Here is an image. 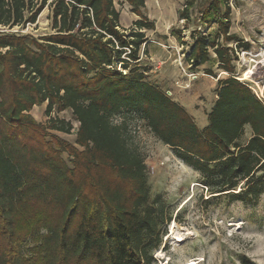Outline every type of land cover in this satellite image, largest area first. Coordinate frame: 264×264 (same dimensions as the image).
<instances>
[{
    "label": "trees",
    "instance_id": "trees-1",
    "mask_svg": "<svg viewBox=\"0 0 264 264\" xmlns=\"http://www.w3.org/2000/svg\"><path fill=\"white\" fill-rule=\"evenodd\" d=\"M124 2L138 16L128 30L113 0H0V264H153L169 217L158 196L150 201L145 159L125 123L110 120L121 109L197 169L211 193L249 203L264 191V101L234 75L230 43L248 44L229 32V0H200L199 19L215 28L189 32L190 69L210 63L206 74L215 76L212 66L229 74L217 78L202 128L146 78L140 48L154 21L145 0ZM196 2L186 0L180 20H191ZM45 7L51 32L12 30ZM171 35L185 43L182 30ZM43 103L45 123L29 113ZM66 109L78 122L74 143L48 131L70 133L69 120L51 115Z\"/></svg>",
    "mask_w": 264,
    "mask_h": 264
},
{
    "label": "rangeland",
    "instance_id": "rangeland-1",
    "mask_svg": "<svg viewBox=\"0 0 264 264\" xmlns=\"http://www.w3.org/2000/svg\"><path fill=\"white\" fill-rule=\"evenodd\" d=\"M113 2L120 14V28H134L132 23L138 16L130 11V6L124 0ZM185 2L145 0L144 13L154 21L155 28L144 30L147 44L141 45L139 63L146 69V78L169 91L170 97L200 125L215 99L217 78L229 74L215 66H212L215 76L206 74L203 68L210 63L201 65L197 71L190 69L185 59L192 42L190 30L212 32L215 23L199 19L200 0L192 8L191 20L188 23L180 20L178 13ZM229 5V32L248 44L244 49L237 42L230 43L237 56L234 75L247 82L264 101V0H229ZM49 15L50 10L45 7L34 23L12 30L33 37L45 35L51 32ZM172 29L182 30L184 44L171 35ZM45 106V103L34 105L29 113L45 123L48 119ZM51 115L69 120L73 127L70 133L48 131L74 143L78 122L71 110L53 111ZM110 120L125 123L130 144L145 159L150 201L158 196L164 219L169 217L167 223H160L162 242L153 250V264H186L189 260H194V264H264V191L249 203L230 200L227 194L211 193L206 178L174 155L134 112L121 109L111 114ZM62 156L69 163V156L66 153ZM31 243L29 239L26 245Z\"/></svg>",
    "mask_w": 264,
    "mask_h": 264
},
{
    "label": "crops",
    "instance_id": "crops-1",
    "mask_svg": "<svg viewBox=\"0 0 264 264\" xmlns=\"http://www.w3.org/2000/svg\"><path fill=\"white\" fill-rule=\"evenodd\" d=\"M216 97V96H215ZM207 113V112H206ZM206 113H205V115H204V120H203V122H201V124L200 125H198L197 123V126L199 127V128H202L206 123H207V117H206V121H205V116H206ZM248 132V133H247ZM246 133L249 135V129L246 127Z\"/></svg>",
    "mask_w": 264,
    "mask_h": 264
},
{
    "label": "bare ground",
    "instance_id": "bare-ground-1",
    "mask_svg": "<svg viewBox=\"0 0 264 264\" xmlns=\"http://www.w3.org/2000/svg\"><path fill=\"white\" fill-rule=\"evenodd\" d=\"M170 228H172V226L170 225ZM178 240H180V238L178 239ZM186 264H194V260H189V261H187V263Z\"/></svg>",
    "mask_w": 264,
    "mask_h": 264
},
{
    "label": "water",
    "instance_id": "water-1",
    "mask_svg": "<svg viewBox=\"0 0 264 264\" xmlns=\"http://www.w3.org/2000/svg\"><path fill=\"white\" fill-rule=\"evenodd\" d=\"M167 93L169 94L170 92H169V91H167Z\"/></svg>",
    "mask_w": 264,
    "mask_h": 264
}]
</instances>
